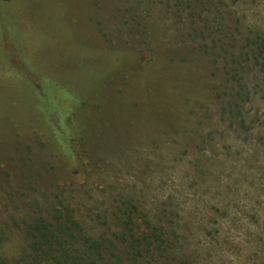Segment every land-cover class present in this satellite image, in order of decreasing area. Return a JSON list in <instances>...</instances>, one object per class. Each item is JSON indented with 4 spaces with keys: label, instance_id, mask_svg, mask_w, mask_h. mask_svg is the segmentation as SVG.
<instances>
[{
    "label": "rangeland",
    "instance_id": "1",
    "mask_svg": "<svg viewBox=\"0 0 264 264\" xmlns=\"http://www.w3.org/2000/svg\"><path fill=\"white\" fill-rule=\"evenodd\" d=\"M189 1L190 6L181 0H41V13L50 9L54 15L40 29L57 44L141 54L134 66L109 72L114 60L97 77L82 79L91 100L90 133L80 153L89 167L66 182L72 195L64 205L86 234L117 241L115 210L123 194L136 202V216L155 223L164 215L165 238L182 257L173 264H264V77L251 72L250 54L244 72L237 66L239 73L226 75L231 54L238 63L250 49L264 57V0H212L214 16L225 8L234 26L225 38L217 34L216 43L193 31L210 15ZM33 3L16 2L15 15L29 12ZM59 14L73 24L70 33L59 31ZM223 42L224 53L207 55ZM56 51L32 48L35 61L22 58L11 70L21 80L5 94L0 82V230L8 255L21 247L31 206L63 199L52 185L59 170L46 163L47 151L33 137L47 132L40 120L41 110H48L44 85L62 84L60 76L76 65L70 56L60 58V47ZM82 59L83 66L97 57ZM2 65L8 69L5 56ZM31 84L41 90L36 99L27 97ZM239 91L248 98L244 126L223 109L227 96ZM20 113L24 123L14 121L16 129L32 136L25 141L14 138L5 121ZM160 256L158 264H172L168 254Z\"/></svg>",
    "mask_w": 264,
    "mask_h": 264
},
{
    "label": "trees",
    "instance_id": "2",
    "mask_svg": "<svg viewBox=\"0 0 264 264\" xmlns=\"http://www.w3.org/2000/svg\"><path fill=\"white\" fill-rule=\"evenodd\" d=\"M16 2H20V0H0V61L5 56L9 62L8 69L3 65L0 66V82H2L1 85H4L1 92L5 94L4 90L11 89L15 80H21L11 70L14 67H19L18 61H23V59L33 63L35 60L32 58V48L38 45L46 46L49 51L50 48H54L56 51V47H60L62 50L59 52L60 58L65 59L70 56L76 60V65L60 76L64 81L62 84L57 82L58 85L55 86L53 80H49L44 85L46 98L42 99V103L46 102L48 110H41L40 120L42 126L47 128V132H42L40 136L39 134L36 137L33 136L41 142L40 146L47 151L46 163L52 169L59 170V179L54 180L52 185L56 184L54 190L58 191L63 199L58 203L51 200L43 203L36 202L31 206L32 215H28V219L23 223L21 229L24 233L23 240L20 249L15 254L8 255L3 251L7 237L0 230V264H158V259L159 261L161 259L160 253L168 254L169 257L166 258L173 264L182 257L179 256L178 251L173 252L171 240L168 241L165 238L168 232L166 231L167 226L162 221L165 218L163 214L160 213L157 216L159 218L155 223L145 214L136 216V213H139L136 202L121 194V204L115 210V217L120 229L116 241L109 235L94 238L86 234L81 224L73 219V215L67 212L64 205L66 199L72 195L66 182L70 178L80 177L86 167H89L88 161L80 153V148L84 149L85 141L90 133L88 124L90 111L88 113L87 108L89 100H91L85 92L86 87L82 84V79L87 76L91 79L97 77L105 66L111 68L115 65L109 72L123 66H134L140 62L141 54L128 50H102L91 46L66 48L63 44H57L58 40L55 36H49L48 33H44L40 29L42 24L46 25L47 21L52 20L54 15L53 12H50L52 10L45 9L46 13H43L44 11L41 13V0H34L32 10L15 15ZM194 2L196 8H205L206 14L210 15H207V18L203 20L202 28H198L197 23L194 24V32L201 33L204 38H211L213 43L219 41L215 38L217 34L221 35L222 33L223 38L230 34L234 27L228 17L230 12L224 8V10H218V16H214L212 0H194ZM180 4L191 5L189 0H181ZM58 7L60 8V5ZM62 15H58L61 21L58 29L63 34H68L73 29V24L71 26L65 20L63 21ZM8 34L11 36L7 37ZM227 45L226 42L221 45L214 44L207 55L217 50L224 53ZM14 48L19 56L11 53ZM259 50L261 52L264 50V44L259 45ZM249 54L253 56L251 72H254L256 76L262 73L261 76L264 77L263 54L255 55V50L252 49L240 57L242 60H239V63L237 58L231 54L233 62L226 75L239 73L237 66L244 72L245 67L249 64L242 62H247L244 58H248ZM92 55L97 59L82 66L84 61L82 58ZM119 57H122V61H119ZM260 57L263 61L260 60ZM114 60L115 64L111 66L110 63ZM225 68L226 65H223L224 79ZM217 70L220 72L219 68ZM46 71L45 67L43 72L46 73ZM25 76L27 78V74ZM50 77L52 76L50 75ZM231 78L234 79L235 76H231ZM25 89L27 97L29 95L33 99H36V93L41 92L36 84H31ZM227 97L229 98L223 105L224 111L230 114L234 120H238L241 126L246 125L244 109L248 102L247 95L239 91L229 94ZM39 103L41 106V102ZM3 111L4 108L1 105L0 113H5ZM19 115V118L14 116V119L10 117V120L6 119L5 121L9 123V130L15 131L13 137H22L25 141L28 136L29 138L32 136L25 137L16 129L15 123H24L21 113ZM1 133L4 134L2 128H0ZM171 232L175 233L174 230Z\"/></svg>",
    "mask_w": 264,
    "mask_h": 264
}]
</instances>
